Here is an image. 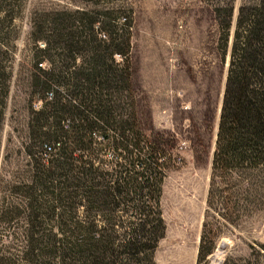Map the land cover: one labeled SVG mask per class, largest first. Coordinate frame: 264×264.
Wrapping results in <instances>:
<instances>
[{
    "label": "trees",
    "instance_id": "16d2710c",
    "mask_svg": "<svg viewBox=\"0 0 264 264\" xmlns=\"http://www.w3.org/2000/svg\"><path fill=\"white\" fill-rule=\"evenodd\" d=\"M84 1L100 4L34 11L30 18L29 80L40 101L27 120L32 172L20 184L16 251L6 250L1 264H157L172 151L138 118L131 7ZM22 2L0 0V128L12 57L2 27L13 29ZM232 9L231 0L213 7L217 47L224 54L228 45V60L198 260L226 227L264 213V0L240 3L231 28ZM221 264H264V243L254 241L246 256H226Z\"/></svg>",
    "mask_w": 264,
    "mask_h": 264
},
{
    "label": "rangeland",
    "instance_id": "374dc122",
    "mask_svg": "<svg viewBox=\"0 0 264 264\" xmlns=\"http://www.w3.org/2000/svg\"><path fill=\"white\" fill-rule=\"evenodd\" d=\"M107 1L102 3H111ZM231 1L232 28L237 6L254 0ZM118 2L132 10L129 63L139 121L150 138L162 136L173 157V165L162 181L165 232L155 249L157 264H221L226 256H246L250 243H264L262 212L226 227L204 258L196 257L228 60V45L224 54L217 47L213 13V7L222 0ZM99 4L23 0L13 29L5 24L2 27L12 57L0 128V262L6 250L16 251V236L22 225L20 184L28 181L32 172L33 161L25 152L30 143L27 120L30 108H36L40 101L34 98L29 80L34 51L30 18L34 11L93 8ZM13 31L16 37L11 39ZM216 247L221 253L212 261L210 256Z\"/></svg>",
    "mask_w": 264,
    "mask_h": 264
},
{
    "label": "bare ground",
    "instance_id": "6f19581e",
    "mask_svg": "<svg viewBox=\"0 0 264 264\" xmlns=\"http://www.w3.org/2000/svg\"><path fill=\"white\" fill-rule=\"evenodd\" d=\"M220 253H221V250H216V252L213 253V254L210 256L211 260H212V261L215 260V258H216Z\"/></svg>",
    "mask_w": 264,
    "mask_h": 264
},
{
    "label": "crops",
    "instance_id": "0c3cea01",
    "mask_svg": "<svg viewBox=\"0 0 264 264\" xmlns=\"http://www.w3.org/2000/svg\"><path fill=\"white\" fill-rule=\"evenodd\" d=\"M154 258H155V252H154ZM155 261H156V258H155ZM157 263V262H156Z\"/></svg>",
    "mask_w": 264,
    "mask_h": 264
}]
</instances>
